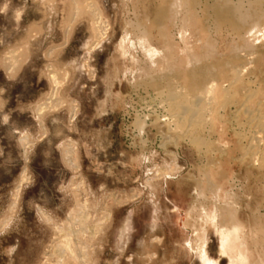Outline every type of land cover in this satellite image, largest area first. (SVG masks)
Wrapping results in <instances>:
<instances>
[{"label":"rangeland","instance_id":"obj_1","mask_svg":"<svg viewBox=\"0 0 264 264\" xmlns=\"http://www.w3.org/2000/svg\"><path fill=\"white\" fill-rule=\"evenodd\" d=\"M49 1L51 7L48 0H0V264L58 263L62 231L77 225L81 213L86 231L73 237L86 244L88 264H203L201 242L218 264L240 253L249 264L264 258V167L248 147L257 119L245 112L264 109V33L251 40L257 64L244 92L220 71L223 91L205 102L201 123L192 126L191 111L178 109L183 119L173 123L167 94L137 85L171 66L180 72L186 47L205 54L208 42L206 53L220 58L243 49L240 34L211 20L207 29L204 11L214 0H201L198 23L184 24L181 13L162 26L157 16L170 0H92L94 13H87L86 0L80 13L72 0ZM97 16L107 33L100 43ZM11 52L24 60L16 75L2 65ZM53 69L62 80L60 104L40 116ZM145 117L140 134L136 124ZM194 127L204 146L189 141ZM234 225L240 238L233 236L222 255L221 231ZM152 230L166 236L149 238L148 252L139 253L145 258H125L146 248L139 242ZM174 255L185 258H164Z\"/></svg>","mask_w":264,"mask_h":264},{"label":"bare ground","instance_id":"obj_2","mask_svg":"<svg viewBox=\"0 0 264 264\" xmlns=\"http://www.w3.org/2000/svg\"><path fill=\"white\" fill-rule=\"evenodd\" d=\"M46 1L44 0V2H46ZM80 1L81 0H72L73 9L76 11V13H80L82 11L81 8L79 7ZM49 2L50 1L48 0V3ZM168 2H169L168 5L165 3L167 6L162 7L161 11L159 10V14L157 16L158 17L157 18V24H159L160 26H162L163 24H165L167 22L170 23V22L178 20L181 13L183 14L182 15V21H184V24H186L185 22L189 23L191 21L194 22L195 24L199 22L198 20H199L200 16L197 13V10L199 8H201L200 7L201 2H202L201 0H170ZM205 2H207V1H205ZM50 3H49V6L51 7ZM91 3H92V0H86L85 1L86 8L89 9V10L87 9L88 12L86 10L87 13H89V11L91 12V8L93 7L91 5ZM208 4H206V5H208ZM208 8H209L208 11L207 10L204 11L205 16L207 15L206 13H209L207 15V19L204 21L203 19L206 17L202 16L204 18L202 19V21H200L202 26H204V27H202L201 24H200V26L202 28H205V30L207 31V29L210 28L209 27L210 25L207 24V22L211 20L212 26H214L215 28H221V29L227 28L229 30H232V31H234V33L240 34V36H242L243 41H244V43H243L244 47L241 51L236 50V52L238 51L237 53H231L232 55H230V57H228V58L217 57L218 55H216L214 52H212L213 54L211 52H209L207 54L206 51H208V49H210L209 47H211V46H209L210 44L208 42H206L205 47L202 48V50L205 52V54L204 53H201V54L197 53L196 51H194L193 47L192 48H188V47L185 48L184 47L185 48L184 51H186V54H187V60L185 62V65H183V67L181 68L180 72L175 71L174 66H171V67L166 68L163 72H161L158 75L148 74L143 81L139 82V84L137 85L138 87L145 86L148 89L152 88L154 91L167 94L168 98L173 102L172 104L175 105V107H173V108H174V110H176V112L174 114H172L171 119H168L169 121H173V123L175 122L174 120L176 118H181L180 120H182L183 116H181V115H183L184 114L183 112H186V111L187 112L191 111V113H192V118H191V125L192 126L195 123L196 124L201 123L200 120L202 119V117L200 116V112L202 110H205V107L207 108V104H205V102L212 100V97H214L220 91V89L222 90V88L219 87L220 83H221L220 75H219L220 71H224V73L226 74L225 77L227 76L231 79L230 83H229V81H227V79H226V81L229 84H231V86H233L234 89L236 88L238 93H242V92H244V90L248 86L247 80H248L249 75L254 72L255 62L257 64V60H256L257 56L255 55V53L253 51L254 48L252 47L253 45L251 43V40H253L254 38H257L261 33H264V0H214L213 5L212 6L208 5ZM201 14H203V13H201ZM97 17H99V16H97ZM96 20H97L96 21L97 26L94 24L96 26V27L95 26L94 27L97 28L96 29V31H97V33H96L97 42L100 43L104 39V36H106V34H107L106 29H105L106 27H105L104 23L102 24L100 17ZM203 21H204V23H206L207 29H206L205 25H203L204 24ZM181 24H183V23H181ZM136 28L138 29L139 27L136 26ZM139 30H140V28H139ZM69 32L70 31H68V33ZM140 32H139V34H140ZM203 33H205V32H203ZM146 34L147 33H145V31H144V33H142L141 37H140V35H138L140 37L141 43L143 41V44L145 46H147ZM206 34H208V32H206ZM69 35H70V33H69ZM69 35H68V37H69ZM30 36H32V34ZM30 36H28V37H30ZM206 36H208V35H206ZM234 36H236V34ZM28 37H26V38H28ZM260 37H261V35H260ZM180 40H181V38H180ZM202 40L204 41V39H202ZM193 41L194 40H192V42ZM28 42H29V40H28ZM200 42H202V41H200ZM23 44H24L23 46L25 48H27V46L29 45V43L27 44V42H23ZM240 44H241V42H240ZM226 46H227V44H226ZM25 48H24V51L28 50ZM24 51H23V53H24ZM223 55H225V54H223ZM24 56H26V53ZM47 56L50 57L51 53H49ZM19 58L20 57L17 56L15 54V52H11L9 58L6 59L5 61H3L4 63H2V62L1 63H2V65L3 64L5 65L4 67L7 68L8 72H10V74H15L18 72L20 65H21V62L24 61V60L21 61L23 58H20V59ZM221 67H222V70H220ZM49 68H54V67L52 65H50ZM49 75H50V79L52 82V87H51L52 89H51L50 93L48 94L47 99L45 98V100L38 105V107H39L38 111H39L40 116H42L46 112H49L50 110L56 109L60 104V101L56 100L57 99L56 97H58L57 95H58L59 89L61 87L62 80L60 79V75L58 73H56L54 71V69H53V71L51 70ZM181 83L184 86L183 88L181 87L182 90H180V84ZM223 87L226 88L225 86H223ZM230 88H229V90H230ZM138 90H139V88H138ZM231 92H233V91H231ZM202 94H205L206 96H208V98H206L207 100L205 99V101H203L201 99V98H204V97H201ZM228 97H230V95L227 96L226 99H228ZM251 98H253V95H247V97L243 101L244 104L250 105L251 101L253 100ZM58 99L60 100L61 98L58 97ZM177 102H178V104H177ZM249 105H247V106H249ZM222 107L224 108L225 106H222ZM261 108H255V109L247 108L245 110V112L248 115V118L250 120L253 121L254 119H257V121L255 122V130L253 131V133H254L253 137L251 139H248L249 140L248 141V147L253 152V160L255 162L259 163V165L262 168V167H264V109H261ZM178 109H183V112L178 111ZM70 110H71L70 120L72 121L75 118L76 113H77L76 106L73 104V106H71ZM210 114L212 115V113H210ZM147 117H145L144 119H142L141 121H139L136 124V126H137L136 129L138 130V132L140 134H142L144 132V130L147 126V123H146ZM218 117H220V112L218 114ZM199 131L200 130H197V128H195L192 132H190L191 134L189 133L190 134L189 135V141L192 143V145L195 144L196 146L200 147V146H204L203 145L204 142H202L204 140H202L201 133ZM205 142L207 143V141H205ZM210 143H211V140H210ZM215 143H216V140H212L211 146L213 149L216 145ZM207 144H206V146H207ZM209 152H210V150H209ZM71 153H72V151L70 149L66 151V154H71ZM200 153H201V151H200ZM210 184H211V181H210ZM18 197H19V190L15 194V198L18 199ZM78 217H79V221H78L79 223L78 224L76 223L77 225H75V226H81V227H77V229H76L75 226H72V227L62 231L64 233V237H63L64 239L56 247L57 250L55 252L56 256H57L56 258H59L58 263L56 260L57 264H88V262H87L88 253H87L86 244L81 243L79 241H75V239L73 237L78 232L80 233V232L86 231V228L81 229L83 226L85 227V220H84L83 213L78 215ZM78 228H80L81 230H78ZM95 231L97 233L96 229H95ZM238 232H239V228L236 225L231 226V228H229V229H225V230L221 231V254L222 255L227 254L226 249H227V246L229 245L230 239L233 236H237V239L240 238ZM92 234H94L93 231H92ZM187 247L193 249V246L191 244H188ZM197 251L199 252L198 256L201 259L203 264H218V262L212 261L207 256V253L205 251V243L201 242V244L197 246ZM231 264H249L248 257H247V255L240 253L237 256L236 260L231 259ZM254 264H264V258L260 257V259L257 262H255Z\"/></svg>","mask_w":264,"mask_h":264},{"label":"crops","instance_id":"obj_3","mask_svg":"<svg viewBox=\"0 0 264 264\" xmlns=\"http://www.w3.org/2000/svg\"><path fill=\"white\" fill-rule=\"evenodd\" d=\"M151 196H153V195H151ZM149 201L150 202H153V204L154 205H156V201H155V199H149ZM127 227H128V225H127ZM158 229L160 228V226L159 225H157L156 226ZM160 230V229H159ZM155 235H161V236H166V233L165 232H163V231H158L157 232V230L155 231V230H152L151 232H144L143 233V235L142 236H145V239L143 240V241H141V242H139V243H141L142 245H146V248H144V247H141L140 248V250H137V251H134V252H132V253H136V254H139V253H147L148 252V249H147V245H149L148 243L149 242H152L153 243V241L151 240L152 239V237L153 236H155ZM147 237V238H146ZM151 237V239H150V241H149V238ZM192 242V241H191ZM128 249V248H127ZM183 250H186V245H185V247H183ZM126 251V250H125ZM186 252V251H185ZM125 258H128V259H131V258H145V256L144 255H136V256H125ZM164 258H167V259H180V258H185V257H182L181 255H174V256H164Z\"/></svg>","mask_w":264,"mask_h":264}]
</instances>
